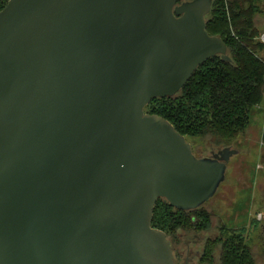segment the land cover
I'll list each match as a JSON object with an SVG mask.
<instances>
[{
  "label": "water",
  "instance_id": "95a60500",
  "mask_svg": "<svg viewBox=\"0 0 264 264\" xmlns=\"http://www.w3.org/2000/svg\"><path fill=\"white\" fill-rule=\"evenodd\" d=\"M1 1V0H0ZM214 0H8L0 11V264H175L164 198L208 202L238 151L197 157L145 107L221 55Z\"/></svg>",
  "mask_w": 264,
  "mask_h": 264
},
{
  "label": "trees",
  "instance_id": "16d2710c",
  "mask_svg": "<svg viewBox=\"0 0 264 264\" xmlns=\"http://www.w3.org/2000/svg\"><path fill=\"white\" fill-rule=\"evenodd\" d=\"M184 1L191 0L179 3ZM262 1H213L206 17L207 30L224 40L230 59L221 55L208 59L177 94L158 98L162 100L158 107L149 105L150 114L166 118L188 141L195 139L201 147L230 146L249 129L253 110L264 102V57L260 55L264 43L257 39L263 25ZM7 2L0 1V11ZM261 144L264 147V127ZM187 212L159 198L152 226L165 231L168 238L189 228L200 229L187 218ZM243 237L225 238L222 264H257Z\"/></svg>",
  "mask_w": 264,
  "mask_h": 264
},
{
  "label": "rangeland",
  "instance_id": "374dc122",
  "mask_svg": "<svg viewBox=\"0 0 264 264\" xmlns=\"http://www.w3.org/2000/svg\"><path fill=\"white\" fill-rule=\"evenodd\" d=\"M262 11L260 13V18L263 20V25L261 26V33L264 32V0L261 2ZM260 33V34H261ZM260 36V35H259ZM259 36L257 39L259 40ZM260 55L264 57V49L260 51ZM164 99V98H162ZM162 103L161 99H154L145 107V111L150 113L149 105L158 107ZM264 127V102L260 107L253 110L251 114V122L249 129L243 133L236 141L230 142V149H235L238 152L232 156L230 161V167L228 170L227 178L225 182L232 183L233 186H237L236 191L234 189L233 193L228 196L219 194V199L225 200L223 203L224 211L227 210L229 213L232 212L234 217H238L239 221L242 223H250L251 221H256L259 213L264 214V202H260L254 194L253 185L255 182L264 183V147L261 144V135ZM190 143L195 144L196 151L204 154H208L210 147L203 145L202 147L197 145V141L194 139L189 140ZM218 147H212L216 150ZM222 148V147H219ZM224 186V185H223ZM228 187V185H225ZM225 187V188H226ZM229 188V187H228ZM244 190H250L249 192ZM218 201V198H213L209 203L214 205ZM253 240L249 243L252 247L256 248V244L259 243V252H262V246L260 239H258V234L253 232ZM172 241V246L174 251L179 254L182 250H187L185 245V233L179 232L177 235L170 236ZM192 248L199 249L201 244L196 242L192 244ZM254 250V254L256 251ZM258 258V264L264 263V258L261 255H256ZM198 264V263H197Z\"/></svg>",
  "mask_w": 264,
  "mask_h": 264
},
{
  "label": "flooded vegetation",
  "instance_id": "af4514ba",
  "mask_svg": "<svg viewBox=\"0 0 264 264\" xmlns=\"http://www.w3.org/2000/svg\"><path fill=\"white\" fill-rule=\"evenodd\" d=\"M195 147L196 145L192 144L194 154L201 158L215 157V154L220 153V151H223L229 146H224L222 148L218 147L216 150H213L212 147H210L208 154L197 152ZM231 158L227 163L226 178L230 167ZM225 181L221 183L215 195L208 202L196 209L186 210L188 211L187 218H192V221H195L193 223L197 224L200 229L195 230L189 228L184 231L185 245L187 250H182L180 252L181 254H179L177 251H174L172 246L175 264H222V254L225 247V244H223L225 242L224 240L228 236L236 234H241L244 236L243 238L246 239L245 244H248L251 248V255L256 259L257 264L258 258L256 255H261V257L264 258V255L258 251L260 244H256V248L258 249L255 250V247L253 248L252 244L249 243L253 240V232L256 233V235L258 234V239H260L262 246V252L264 253V214L262 213L261 217L257 216L256 221H251L247 224L239 221V218L234 217L232 212L229 213L227 210L224 211L223 203L225 200L219 199L218 195H223L222 193H224L226 196L223 195V197L228 198V196L233 193L232 189L235 191L237 189V186H233L229 181ZM225 185H228L229 188ZM252 188H254L253 192L256 194L258 200L260 202H264V183L257 181ZM246 191L249 192L250 190H244V192ZM215 197L218 198V201L212 205V203L209 202ZM190 222L191 221L189 220L188 223ZM168 239L170 240V238ZM170 242L172 244L171 240ZM196 242L202 245L201 248H192V244ZM254 250L256 251L255 254Z\"/></svg>",
  "mask_w": 264,
  "mask_h": 264
},
{
  "label": "built area",
  "instance_id": "2783aa9c",
  "mask_svg": "<svg viewBox=\"0 0 264 264\" xmlns=\"http://www.w3.org/2000/svg\"><path fill=\"white\" fill-rule=\"evenodd\" d=\"M259 40L264 43V32L260 34ZM262 213H259L258 216L261 217Z\"/></svg>",
  "mask_w": 264,
  "mask_h": 264
}]
</instances>
